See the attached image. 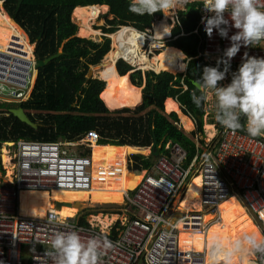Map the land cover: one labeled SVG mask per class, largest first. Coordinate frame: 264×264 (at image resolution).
I'll use <instances>...</instances> for the list:
<instances>
[{"label":"built area","instance_id":"obj_1","mask_svg":"<svg viewBox=\"0 0 264 264\" xmlns=\"http://www.w3.org/2000/svg\"><path fill=\"white\" fill-rule=\"evenodd\" d=\"M206 8L207 0H203L199 8L201 31L199 33L198 27L193 31L199 35L198 47L201 48L195 57H202L208 65L215 66L217 58L229 46V40L219 37L215 30L211 38L205 34L201 17L210 15L203 11ZM162 20L167 23V34L156 36L154 27ZM177 21V12H173L167 19L154 18L150 28L142 31L131 27L142 35L139 50L144 55L156 54L166 43L183 35L171 34ZM235 31L230 29L229 35ZM30 43L29 37L25 39L15 31L9 35L5 47L0 48V99L5 103L24 100L33 87L36 67L34 49H28ZM244 52L264 57V40L252 47L242 46L231 59L230 66L238 67ZM119 59L130 65L132 71L140 68L122 57L116 61ZM183 60L188 59L184 57ZM99 140L97 132L89 130L79 143L24 139L11 143L12 156L9 157L13 168L7 180H0V264H54L49 255L51 237L73 229L83 238L102 235L114 242L115 246L103 254L100 264H206L204 251L180 248L179 232L187 229L205 232L204 214L217 213L219 203L232 191L239 194L241 203L264 226V137L253 138L244 130L233 132L223 126L211 149L195 143V153L186 167L184 148L177 143H166V152L155 159L136 187L123 193L122 203H127L126 208L132 212L125 209L129 216L121 218L118 225L115 221L102 229L88 222L80 224L75 216L62 217L58 210L47 211L42 217L20 213L19 192L22 190L88 191L93 181L92 145H100ZM83 144L85 148L78 150ZM65 146L78 152L70 153L63 148ZM201 150L207 155L201 157ZM3 169L0 177L5 178ZM193 173L200 178L201 208L188 211L177 207L174 210V200ZM252 261L264 264V252L252 250Z\"/></svg>","mask_w":264,"mask_h":264},{"label":"trees","instance_id":"obj_2","mask_svg":"<svg viewBox=\"0 0 264 264\" xmlns=\"http://www.w3.org/2000/svg\"><path fill=\"white\" fill-rule=\"evenodd\" d=\"M129 3V0H23L18 9L12 0L3 3L10 18L28 33L30 42L35 43L36 81L30 98L17 107L23 109L36 128L16 119L9 112L10 108H15L11 103H0V146L18 139L56 142L61 138L64 142H74L83 138L87 131L93 130L100 136L99 144H105L100 146H121L126 151L128 165L125 172L129 183L127 191L133 189L141 172L152 166L154 157L150 154V147L153 142L156 146H161V151L167 141L180 144L187 154V166L195 153L194 143L178 128L177 115L173 112L166 115L162 111L164 100L171 97L177 99L184 114L191 113L196 119L203 117L204 101L197 107L191 100L194 91L199 94L191 82H198L197 76L203 66L208 65L202 57H195L201 50L198 47L199 35L193 33L199 25L200 3H187L184 9L177 11L178 21L171 29V34L183 35L169 41L166 49L159 55L158 69L166 72L146 73L142 104L134 110L123 108L108 112L104 102L98 99V93L101 91L100 98L105 90V86L102 90L104 83L88 79L86 73L89 65L99 63L108 52L109 39L104 38L102 43H97L75 36L77 26L70 21V14L75 7L108 6L112 19L108 20L111 27L103 28L105 34L113 33L119 26H130L142 31L150 28L154 18L162 16L161 12L152 15L135 14L129 10ZM198 30L200 33L201 27ZM60 46L62 54L44 65L43 60L56 53ZM173 54L176 55V62L181 64L176 73L183 69L178 54L183 63L184 57L188 59L184 73L170 74L173 70ZM115 68L121 76H126L131 70L130 65L121 59L115 62ZM131 77L135 84H141L138 71ZM183 85L187 89L184 90ZM133 87L140 92V88ZM202 125V121L196 120V129L190 135H201ZM217 126L220 128L221 125L217 122ZM199 142L202 143L200 145H205L202 139ZM119 172L124 173L123 168ZM239 214L250 219L244 209ZM78 221L80 224H87L85 215L79 216ZM118 223L117 221L115 225ZM231 230L228 227L224 232H219L217 240L225 243ZM220 262L226 264L225 260ZM242 264L254 263L245 254Z\"/></svg>","mask_w":264,"mask_h":264},{"label":"clouds","instance_id":"obj_3","mask_svg":"<svg viewBox=\"0 0 264 264\" xmlns=\"http://www.w3.org/2000/svg\"><path fill=\"white\" fill-rule=\"evenodd\" d=\"M187 3L188 0H130L129 10L138 15H152L156 12L167 15L177 7H184ZM203 11L210 13V15L201 17L205 34L211 38L215 30L219 37L229 40V46L223 50L222 56L217 58L215 66H203L197 76L199 94L194 91L191 100L195 106L199 107L205 99V93H212L214 96V119L221 126L233 132L243 129L253 138L264 137V57L250 56L244 52L240 65L231 74L230 83L218 86V82L225 79L229 68L234 67L230 66L231 59L240 48L242 46L252 47L264 40V0H207V8ZM16 25L20 28L18 24ZM230 29L236 31L229 35ZM184 86L187 89V86ZM171 99L178 103L176 98ZM179 109L182 111L180 104ZM184 115L189 117L191 115L194 118L195 130L196 118L191 113ZM221 126L218 129H221ZM196 134L190 136L194 146L196 142L200 143V134ZM5 143H2L1 146ZM166 143L176 144L171 141ZM100 145L105 144L100 143ZM164 146L161 154L166 152ZM184 167H186L185 163ZM194 176L199 177L196 173L188 176L182 193L176 197L179 198L178 202L183 197L187 183ZM173 206L175 210L177 204ZM259 223L262 225V222ZM243 243L248 245L251 250L264 252V236L258 238L256 234L245 235ZM50 245L49 255L52 256L54 264H100L103 254L115 246L107 236L92 235L83 238L75 229L55 233L50 239ZM237 246H239V242Z\"/></svg>","mask_w":264,"mask_h":264},{"label":"bare ground","instance_id":"obj_4","mask_svg":"<svg viewBox=\"0 0 264 264\" xmlns=\"http://www.w3.org/2000/svg\"><path fill=\"white\" fill-rule=\"evenodd\" d=\"M106 9L104 6H90L86 7H75L73 9V17L79 21V35L82 36H89V35H99V32L93 30L90 26V22L97 17L102 10ZM17 31L18 34L23 36L26 39V35L22 32V30L9 18V16L1 9L0 6V48L3 49L5 44L8 40V37L11 33ZM168 28L167 23L165 20L159 21L156 26L154 27V34L159 36L160 34H167ZM117 35H113L114 41L117 43V49L107 52L104 56V60L102 65L99 69V75L102 80L106 83L105 90L100 94V98L103 100L105 106L109 110H115L123 107L132 108L139 104L140 96L135 91L134 88L127 86L124 82L122 76L118 75L115 62L116 59L122 57L127 62L136 64L140 66L139 69L145 67V69H151L153 71H158V62H159V55L162 54L166 46L158 52L157 54L153 53H146L144 55L139 49L142 45V35L138 34L134 31L133 28L130 26H122L120 30L116 31ZM114 47V45H113ZM28 49H32L31 46ZM176 55H171V60L173 62V71H177L179 69V64L176 62ZM184 59V58H183ZM184 61V60H183ZM183 63V62H182ZM183 69L185 68V64L183 63ZM35 73V72H34ZM128 74V73H127ZM126 74V76H128ZM125 76V77H126ZM165 111H176L178 112L177 105L172 101V99L167 98L164 101ZM183 126L185 128H190L191 123L188 119L184 116L181 117ZM206 129L209 132L208 137H212L213 128L210 125H206ZM12 146V144H11ZM161 146H156V143L153 142L150 147V154L154 158H158L161 154L160 151ZM156 149H158V155H156ZM160 152V153H159ZM7 152L3 151L2 160L6 163L9 160V157L6 155ZM123 149L120 147L112 148V149H104L100 150L95 154L94 158V165H93V181L91 184V188L88 191H66L60 189H53L52 191H40V190H22L19 192V207L20 213L25 216H40L42 217L46 211L50 210H58L59 215L62 217H69L71 218L72 215H69V210H75V207H79L80 204L78 202H72L76 196H82L86 193H90L91 189L95 187L97 183L100 182L101 177H107V196L113 195L115 196L118 191H121L125 187V177L123 175H114L111 176L110 174L123 167ZM13 166V165H12ZM13 168V167H12ZM11 168V169H12ZM149 169V168H148ZM145 169L141 172L140 178L134 183V187L139 183L141 177L144 175ZM6 174L5 177H9L11 172L10 169L6 166ZM98 172L103 173L102 176H99ZM201 191V183L200 178L198 176L194 177L191 181L187 183L186 190L183 191L184 195L182 199L177 203L174 201L173 205L177 203V207L179 210H190L192 208H196L198 206L199 201V193ZM25 192H31L27 195V201L32 199L34 195L41 194L42 203L41 208L38 213H29L26 209V205L21 203V198ZM49 197V202L46 196ZM58 195V196H57ZM232 195V194H231ZM61 196V198H57ZM235 196V195H234ZM236 197V196H235ZM53 199V200H52ZM237 199V197H236ZM238 200V199H237ZM64 202L70 203L62 205L61 208L57 209L54 206L55 202ZM52 202V203H51ZM197 202V203H196ZM76 203V205H73ZM101 203V202H100ZM79 204V205H78ZM233 206V199L231 196L227 197L223 201H221L217 207V215L216 219L213 223L209 225L206 229V232L203 233L202 231L197 232V230H180L178 235L179 245L180 248L183 250H193V251H204L206 256V264H216L217 259L223 258L227 260L228 264H238L239 256L242 251L249 248L248 245L243 243V237L245 235L256 234L259 235V231L257 228L252 224L249 219L244 217L238 216L235 219L230 220V213L232 211ZM199 207V206H198ZM197 207V208H198ZM62 211V212H61ZM65 211V212H63ZM66 215V216H65ZM69 215V216H67ZM214 214L205 213L203 216V220L205 223L210 222L213 220ZM237 216V215H236ZM215 217V216H214ZM115 218V215L110 217H105L101 221L103 225H107L110 223V220ZM231 223L233 226V232L228 238V243L223 245L218 241H210L211 236L221 229L223 224ZM224 228V227H223ZM239 242V246L238 245ZM252 252V251H251ZM250 252V261H252V254Z\"/></svg>","mask_w":264,"mask_h":264},{"label":"rangeland","instance_id":"obj_5","mask_svg":"<svg viewBox=\"0 0 264 264\" xmlns=\"http://www.w3.org/2000/svg\"><path fill=\"white\" fill-rule=\"evenodd\" d=\"M199 2V3H201V2H203V0H188V3H190V2ZM0 6H1V9L2 10H6V8H5V5L3 4V3H1L0 2ZM92 6H94V5H92ZM98 6V5H97ZM100 6V5H99ZM88 7H90V6H88ZM88 7H86V8H88ZM106 9H104V10H102V12L101 13H99V15H98V18H95V19H93L91 22H90V26H91V28L93 29V30H96V31H98L99 32V35H89V36H80V35H78V30H79V21H77V19L76 18H74L73 17V10H72V12H71V14H70V21L72 22V23H74L76 26H77V30H76V32H75V36H77V37H80V38H84V39H89V40H91V41H93V42H97V43H102L103 42V39L104 38H107V39H109V44H108V47H109V49H108V52H110V51H112V50H116L117 49V43L114 41V37L117 35V33H115L116 32V30L113 32V33H109V34H115V36H113V35H109L108 33L107 34H105V33H103V28H108V27H111L110 25H109V23H108V20H110V19H112V15L111 14H109L108 13V6H104ZM185 7V6H184ZM184 7H177L176 9H174L172 12H170V13H173V12H177V11H179V10H182V9H184ZM5 10H4V12H5ZM5 13H7V12H5ZM170 13H167V15H165V14H163L162 13V18L164 19V18H166L167 19V17L170 15ZM8 14V13H7ZM9 16V15H8ZM9 18H10V16H9ZM11 19V18H10ZM13 21V20H12ZM122 27V26H121ZM21 28V27H20ZM119 30H120V28H119ZM118 31V30H117ZM152 31H153V29H152ZM152 34V33H151ZM26 37L28 38L29 36H27V34H26ZM167 44L168 43H166V45L165 46H167ZM113 45H114V47H113ZM30 46L33 48V49H35V43H30ZM58 51H61L62 52V46H60V47H58ZM160 52V51H159ZM180 53V52H179ZM107 54V53H106ZM105 54V55H106ZM157 54V53H156ZM104 55V56H105ZM179 55V54H178ZM104 56H103V58L101 59V61L99 62V63H97V64H93V65H89L88 66V71L89 70H91V75H90V77H88L87 76V73H86V77L88 78V79H91V80H94V81H102L104 84H103V87H102V90H103V88H104V86L106 85V83L104 82V80H102L101 78H100V75H99V69H100V67H101V65H102V62H103V60H104ZM179 60H180V62L182 63V60H181V58L179 57L178 58ZM184 63H185V66H186V61L184 60ZM115 64V63H114ZM183 64V63H182ZM115 66V65H114ZM179 66H181V64L179 65ZM236 69L237 68H232V67H230L229 68V72L226 74V76H225V79L224 80H222V81H219L218 82V86H225V85H227L228 83H230V80H231V74L234 72V71H236ZM160 70V69H159ZM87 71V72H88ZM136 71H138L139 73H140V78H141V84L140 85H137V84H135L134 83V81H132V77H131V75L134 73V72H136ZM184 71H185V69H184ZM184 71H182V72H175V71H173V70H171V72L172 73H170V72H167V73H170V74H172V75H175V74H178V73H184ZM147 72H153V73H156V74H158V73H161V72H166V71H153V70H151V69H145V67H142V69H139V70H130V71H128L126 74L128 75V78H127V76L125 77V75H123L122 77H123V79H124V82L126 83V85L127 86H130V87H132V88H134L133 86H135V87H138V88H140V92L138 91V95L140 96V102H139V104L138 105H136L135 107H132V108H128V107H123V108H128V109H131V110H134L135 108H137V107H139L141 104H142V102H143V93H142V90H143V87H144V85H145V75H146V73ZM119 75V74H118ZM121 76V75H120ZM36 77H37V73H36V71H35V73L33 74V78H32V81H34V82H32V84H33V87L32 88H30L29 89V93L27 94L28 96H26V98H24V100H20V101H16L15 103H11V106L12 107H17L18 106V104L21 102V101H25V100H27V99H29L30 98V96H31V93H32V91H33V88H34V84H35V81H36ZM135 78H137L136 76H135ZM90 80V81H91ZM136 80H138V78L136 79ZM132 84L133 86H131L130 84ZM106 87V86H105ZM135 90V91H136ZM136 91V92H137ZM101 92V91H100ZM99 92V93H100ZM99 93H98V99L102 102L103 100H101L100 98H99ZM0 103H4V104H9V103H5V102H3V101H1V99H0ZM22 103V102H21ZM103 103V102H102ZM14 104V105H13ZM104 105V104H103ZM5 106V105H4ZM3 106V107H4ZM106 108V107H105ZM123 108H119V109H115V110H109V109H107V111L108 112H115V111H118V110H120V109H123ZM181 110L180 109H178V112H176V111H169V112H166L165 111V107H164V102H163V113L164 114H166V115H169L171 112H175L176 114H177V118L179 119V121L181 122V124H180V122H178V125H180L178 128L179 129H181L182 131H183V133H185L187 136H191L190 135V133L192 132V131H194V127H195V125H194V122H193V120L188 116V118H190V120L192 121V123H193V126H192V124H191V126H190V128H188V130H187V128H185L184 126H183V123H182V120H181V117L182 116H184V115H182L181 114V112H180ZM214 111H215V109H214V96H213V94L212 93H210V92H208V93H205V99H204V114H203V125H202V128H203V133L201 134V135H199V139L201 140H203L204 141V143L206 144V145H209L210 146V148H212V146L215 144V142L217 141V134H218V132H219V129L217 128V121L214 119ZM187 116V115H186ZM168 118H169V116H167ZM185 117V116H184ZM186 118V117H185ZM187 119V118H186ZM191 123V122H190ZM35 125V124H34ZM206 125H210V126H212V128H213V131H212V134H213V136L212 137H208V131H207V129H206ZM36 126V125H35ZM196 135H198V133L196 134ZM59 141L61 140L62 141V139L61 138H59L58 139ZM77 143H79V141H77ZM202 144V143H201ZM199 145H200V143H199ZM202 146V145H201ZM5 147H9V148H5ZM203 148L205 147V145L204 146H202ZM64 149H66L68 152H70V153H73L74 152V150H75V148H74V150L71 148V147H68V146H65V147H63ZM82 148H85V145L83 144V145H80V146H78L77 147V149L78 150H80V149H82ZM106 148H108L109 150L110 149H112L113 148V146H110V145H106L105 147L104 146H100V145H95V144H93L92 145V150H91V159H92V163H93V165H94V158H95V154L98 152V151H100V150H104V149H106ZM114 148H116V147H114ZM121 148V147H120ZM123 149V148H122ZM78 150H75V151H77L78 152ZM124 150V149H123ZM3 151H5V152H7L6 153V155L9 157V156H12V153H11V151H12V147H11V143H5V144H3V146H0V175H2L3 173H4V169H3V167L5 168V171H7L6 170V166L10 169V172H11V168L13 167L12 166V162H11V158L9 157V160L6 162V163H4L3 162V160H2V155H3ZM124 153H123V162H124V164H123V167H121V168H123V171H124V173H120L119 172V169H121V168H119V169H117V170H115V171H113L110 175L111 176H114V175H123L124 177H125V180H126V183H125V187L123 188V189H121V191H118L117 193H116V195L115 196H113V195H108L107 196V193H106V188H107V177H101V179H100V182L99 183H97L96 185H95V187L93 188V190L91 189V191H90V193H86V194H84V195H82L81 197L80 196H76V197H74L75 199L72 201V202H78L79 204H80V206L77 208V207H75L74 209L75 210H69V209H67V211H69L70 212V214L69 215H72V217L73 216H75L76 218H78L79 216H84L85 215V220H86V222H88V223H91V224H93V225H97L98 227H100V228H102L103 229V227H107L110 223H115V221H118L119 222V220L121 219V218H124V217H128L129 216V214H128V212L127 211H125V209H127L126 207H128V204L127 203H122V201H123V199H122V195H123V193L124 192H126L127 191V189H128V186H129V183H128V178H127V176H126V174H127V172H125V166H126V151L124 150L123 151ZM203 152V151H202ZM10 153V154H9ZM9 154V155H8ZM205 154L207 155V153H206V151H204L203 153H201V157H203V156H205ZM129 159H131L132 160V158H131V156H129ZM195 177V176H194ZM194 177H192L191 179H190V181L192 180V179H194ZM7 177H5V178H3L2 176L0 177V180H7L6 179ZM134 185V184H133ZM133 187V186H132ZM136 187V186H135ZM134 187V188H135ZM133 190V189H132ZM130 191V190H129ZM185 191V190H184ZM29 193H31V192H25L24 194H23V196H22V198H21V203L23 204V205H26V209H27V211L29 212V213H38L39 211H40V208H41V203H42V198H41V194H37V195H34L33 196V198L32 199H30V200H28L27 201V195L29 194ZM183 195H184V193H183ZM233 195H235L236 197H237V199H236V197L235 196H233ZM239 194L238 193H236L235 191H232V195H231V197H232V199H233V206H232V211H231V213H230V220H232V219H235L236 217H238L239 215H238V212H239V209H240V207H242V209H244V211L246 212V214L249 216V218L252 220V223H254V226L257 228V230L259 231V236L258 237H260V236H264V226H262L261 225V223H259L253 216H252V213H250L249 212V210H247L245 207H244V205L241 203V200L239 199V196H238ZM46 196V198H47V200L49 199V197H47V195H45ZM58 196V195H57ZM57 198H61V196H59V197H57ZM179 198H176V200H175V202H177L178 203V200ZM50 200V199H49ZM49 200H48V203H50L49 202ZM53 200V199H52ZM235 200H237L238 201V203L241 205V206H235ZM101 202V203H100ZM176 203V204H177ZM197 203V202H196ZM177 207V206H176ZM175 207V208H176ZM198 206H196V208H197ZM200 207V206H199ZM127 210H129L130 212H132V209H127ZM205 210V209H204ZM48 211H50V209L48 210ZM47 212V211H46ZM45 212V213H46ZM62 212V211H61ZM63 212H65V211H63ZM117 213V214H116ZM208 214H209V212H207ZM212 215L214 214V213H211ZM69 215H67V216H69ZM112 215H115V218H113L112 219V221L110 220V223L109 224H107V225H103L102 223H101V221L103 220V219H105V217H110L111 218V216ZM216 215H217V213H215L214 214V216H213V220H211L210 222H207V223H205L206 225H207V228L209 227V225L211 224V223H213L214 221H215V219H216ZM237 215V216H236ZM66 216V215H65ZM204 221V220H203ZM213 221V222H212ZM224 226H222L221 227V229L220 230H218L217 232H215L212 236H211V238H210V241H217V235L219 234V232H223V231H225L226 230V226L227 225H230L231 226V228H232V224L231 223H226V224H223ZM203 226H205V225H203ZM224 227V228H223ZM197 232H200L199 230H197ZM203 233H205L204 231H202ZM252 250L250 249L249 250V252L247 253V258L249 259V260H251L250 259V252H251ZM196 252H198V251H196ZM202 252V251H201ZM242 254V253H241ZM241 254H240V258H241ZM244 254H246V253H244ZM243 254V255H244ZM251 254H252V252H251ZM223 258H219V259H217V261H216V264H221V262L219 261V260H222ZM227 261V260H226ZM226 264H228V262H225Z\"/></svg>","mask_w":264,"mask_h":264},{"label":"water","instance_id":"obj_6","mask_svg":"<svg viewBox=\"0 0 264 264\" xmlns=\"http://www.w3.org/2000/svg\"><path fill=\"white\" fill-rule=\"evenodd\" d=\"M3 1H6V0H3ZM15 2L16 4V8L18 9L20 7V4L23 0H12ZM41 35V34H40ZM40 37V36H39ZM39 37L37 39H39ZM62 54L61 51H57L56 53L54 54H51L49 55L48 57H46L44 60H43V64L46 65L48 64L49 62H51L52 60H54L55 58H57L58 56H60ZM91 75V70L88 71L87 73V76L90 77ZM197 89H199V84L198 82L196 81H192L191 82ZM9 112L16 118L18 119L21 123L29 126V127H32V128H36V126L34 125V123L28 118V116L26 115V113L23 111V109L21 107H15V108H10L9 109ZM199 120H201V118H198ZM156 155H158V149H156ZM55 202V201H53ZM52 203V202H51ZM65 204H69L70 203H64V202H55L54 203V206L55 208L59 209L61 208L62 205H65ZM73 205H76V203H73ZM79 205V204H78Z\"/></svg>","mask_w":264,"mask_h":264},{"label":"crops","instance_id":"obj_7","mask_svg":"<svg viewBox=\"0 0 264 264\" xmlns=\"http://www.w3.org/2000/svg\"><path fill=\"white\" fill-rule=\"evenodd\" d=\"M99 6V5H98ZM100 6H105V5H100ZM78 35H79V33H78ZM80 36H82V35H80ZM179 52H180V50H179ZM178 58H179V55H178ZM186 67V66H185ZM171 99V98H170ZM172 101L177 105V108L179 109V104L176 102V100H174V99H172ZM181 112V114L182 115H184V113L182 112V111H180ZM190 122H191V124H192V126H193V123H192V121L190 120V118H188V116H186V115H184ZM199 118V117H198ZM196 119V120H199V119ZM203 118V117H202ZM201 118V120H199V121H202L203 122V119ZM180 122V121H179ZM180 124H181V122H180ZM217 126V125H216ZM217 128H218V126H217ZM134 147V146H133ZM114 148V147H113ZM124 151V150H123ZM231 196V195H230ZM234 196V195H233ZM198 206H200L199 204H198ZM235 206H241L239 203H238V201L237 200H235ZM199 208H201V206L200 207H198V209ZM241 210H242V207H240V209H239V212H238V215L239 216H241L239 213L241 212ZM205 215V214H204ZM241 217H244V216H241ZM244 218H246V217H244ZM247 219V218H246ZM249 221L252 223V221L249 219ZM253 224V223H252ZM228 227H231L230 225H227L226 226V229L228 228ZM232 230H231V232L229 233V235H228V238H229V236L231 235V233L233 232V226H232V228H231ZM224 232V231H223ZM259 236V235H258ZM257 236V237H258ZM228 238H227V240H226V242L225 243H223V242H221L220 240H217L219 243H221V244H223V245H226L227 243H228ZM259 238V237H258ZM249 250H250V248H248V249H246V250H244V251H242V254H241V258L239 257V263L238 264H242V258H243V256L245 255L244 253H248L249 252ZM244 254V255H243ZM222 260H225V259H222ZM220 261V260H219ZM226 261V260H225Z\"/></svg>","mask_w":264,"mask_h":264},{"label":"flooded vegetation","instance_id":"obj_8","mask_svg":"<svg viewBox=\"0 0 264 264\" xmlns=\"http://www.w3.org/2000/svg\"><path fill=\"white\" fill-rule=\"evenodd\" d=\"M0 2L2 3V0H0ZM7 14V13H6ZM8 15V14H7ZM22 30L28 35V33L22 28ZM29 36V35H28ZM30 39V38H29ZM160 151H161V147H160ZM160 153V152H159ZM157 158V157H156ZM154 158V160L156 159Z\"/></svg>","mask_w":264,"mask_h":264}]
</instances>
